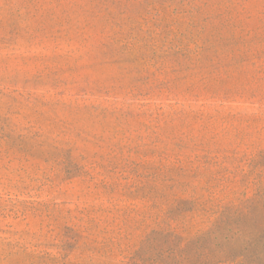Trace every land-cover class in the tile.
<instances>
[{
	"label": "rangeland",
	"instance_id": "374dc122",
	"mask_svg": "<svg viewBox=\"0 0 264 264\" xmlns=\"http://www.w3.org/2000/svg\"><path fill=\"white\" fill-rule=\"evenodd\" d=\"M263 207L264 0H0V264H161Z\"/></svg>",
	"mask_w": 264,
	"mask_h": 264
},
{
	"label": "trees",
	"instance_id": "16d2710c",
	"mask_svg": "<svg viewBox=\"0 0 264 264\" xmlns=\"http://www.w3.org/2000/svg\"><path fill=\"white\" fill-rule=\"evenodd\" d=\"M232 223L238 224L239 220L233 221V216L228 214L225 220L183 247L179 245L183 240L176 238L175 258L161 264H264V219L263 224L251 232L237 230L232 233ZM142 261V254L138 253L129 264H143Z\"/></svg>",
	"mask_w": 264,
	"mask_h": 264
}]
</instances>
